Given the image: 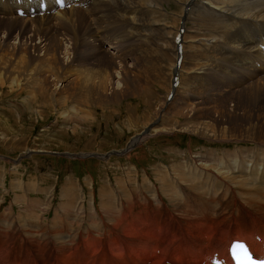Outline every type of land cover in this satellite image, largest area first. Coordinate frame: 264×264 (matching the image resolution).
Returning <instances> with one entry per match:
<instances>
[{
  "label": "rangeland",
  "instance_id": "rangeland-1",
  "mask_svg": "<svg viewBox=\"0 0 264 264\" xmlns=\"http://www.w3.org/2000/svg\"><path fill=\"white\" fill-rule=\"evenodd\" d=\"M158 1L159 2H157L155 5L156 8L161 5L164 9V7L166 6L167 11L175 13L172 14L173 18L169 20V23L167 25L168 32H170L172 28L174 30V28L176 27L177 16L180 12V5L184 0H164L165 2L160 0ZM195 1L196 0L193 1V4ZM196 8H198V6ZM156 12H159L158 9H156ZM193 14L188 16L190 18L187 22L195 26L197 25L198 32L200 30H203L207 32L208 35H213L215 34L214 32H217L214 25V22H216L217 19L216 21L215 19L211 20V18L205 12L195 11ZM195 14H197V16ZM167 15L168 13H165V15L162 16L166 17ZM79 16H82L81 13L79 14ZM197 17H200L199 19L201 21H196ZM43 22L45 21L43 20ZM6 26V24L0 21V84L5 85L4 94L6 102L8 103L5 107L6 111L0 112V155L2 154L6 157L0 160V237L2 239V256L9 253L15 254L17 252L25 254V248L24 251H21L19 245L14 246L15 239L19 242L24 238L30 242L31 239L26 235L25 232L33 231L34 229H36L35 227L37 225L42 223V221L43 223H46L47 226L51 225V221L52 223L56 221L59 223V225L63 223L59 219L61 217V212L63 211L57 213L56 216L54 215V211L56 209L57 212V207H59L63 202L60 200V189L71 188L74 186L71 182L63 181L67 177H71L76 182L79 181V183L83 186L86 200L90 192L89 188L91 187V185L87 184V180L92 179V186L95 193V206H97V208H99L98 191L103 187L107 188V183L110 184V188L113 189L114 196H120L121 199L124 200L126 198L123 194L124 192H129L132 196L135 194V189H141L144 172H146L147 176L150 177L152 181L159 177L158 174L173 175L176 169H172V165L177 162H181V159L175 158L173 155H171V153L174 152L178 154L175 150L177 148L175 147L180 145L178 141H181V139H185L183 136L186 135L185 132H178L176 129L174 130H176L177 132H171V129L168 130V125H161L162 128H165L162 131L168 130L170 132H165L166 134L157 133L152 135V139L147 141V143L142 147V150H140V148L136 149L135 151H133L129 158H127L129 155L115 156L109 158L106 162L96 159L57 160L55 158V160H47V157L52 156L48 154L49 152H66L70 154H78L82 152L104 154L105 152L124 148L128 138L132 136V133L140 131L142 127L146 126L149 123L147 122L145 124H141L142 119H140V121L134 122L135 127L132 126L128 130L124 129L121 126V124L123 123V118L126 116L125 113L132 111L133 107L130 111L128 109V106L131 107L132 103H135V105L137 106V108H134L137 116L139 118H142L144 112L143 104L148 103L146 98L148 95L144 97L143 91L145 90V85L151 83L148 81L144 83V81L149 80V76L153 74L151 70H145L144 67L142 68L139 65L140 63H145L147 60L140 62L139 60L132 59L131 63H122L118 65L116 69H114L113 65L105 56V54V59H102L101 61L95 60V62L92 61V58L81 56L83 55V53L78 52V49L76 53L72 52L71 54L72 50L68 48L69 42L67 41V39H65L63 33H58L59 30L54 29V25H49L50 29L41 34H18V32H10ZM150 27L152 26H148L146 30H148ZM51 28H53V30H51ZM157 29L162 30L163 28L157 25ZM192 31H195V28L192 29ZM234 31L235 30H232L233 34ZM55 32L57 34H60L62 38H57ZM145 37L146 32L138 33L136 35V42H139ZM143 41L146 42L147 38L143 39ZM158 42L159 36L156 32H154L153 44L156 46ZM45 43L48 45L41 47ZM71 47L72 45L70 44V48ZM156 48L158 49L157 46ZM191 59L194 67H201L206 63H213L212 60L209 61V57L200 53L194 54V57ZM220 65L221 64H219L218 66ZM73 70L81 72L83 71L84 73L89 74L90 77L99 74V72L105 73L104 76L106 77V79L104 80V84L107 89L105 96H102L101 100H97L96 98H94L95 94L93 91L86 90V87H88V89H95L94 84H84L82 82V79L75 80L76 78L74 77L70 79L71 72ZM191 70H193V67ZM48 74L51 76V78ZM36 78L38 80H36ZM237 79L238 76L228 74V78L225 81H219L215 86L211 87V93H213L215 90H218L221 82H227L228 84L233 85L232 83ZM28 82H30V84H27ZM156 82L157 81H152V92L159 90V85L160 88H163L164 90V85L161 86L162 78L159 79V84L155 85ZM192 82L197 81L194 80L191 81V83ZM253 82L254 81L250 83L249 80L248 83L252 85ZM80 84H84L83 87ZM104 84H101V86L98 88L101 90V87L104 86ZM232 90L237 91L233 96H230L229 91H227L226 95H209L207 97V100L210 104L212 103L211 105L217 103V106H220L218 108L220 109L219 112L225 114L229 113L235 115L237 113L236 115L238 116L243 115L245 110H248V112L252 115V119L255 117L254 115L256 113L264 110V100L258 101L257 97L259 96L256 97V95H248L249 99L246 98V95L250 91V87H236ZM81 93L89 95L86 99L87 105L85 104L86 102L82 101V99L85 98L82 97ZM185 97L186 99H189V96H187V94L186 96L182 94L179 96L182 101H179V99L177 98L178 104H173V110L177 107V110L179 111L177 121H179L183 125L188 120L186 124H189L194 128L195 112H197L196 114L199 113V115H201L203 114V111L205 114L203 117V122L210 121L211 125L210 123H208L209 127L215 125V122L211 121L210 119H214L215 121V119H218L216 115H213L211 111L206 109L204 106L203 108L197 107L198 111H195V101L185 100ZM103 98L104 102H102ZM159 99L155 104L156 110L161 107V103L159 104ZM187 106L192 111H189V109H187ZM156 110H154L151 119L156 117ZM12 112L14 113L13 115H11ZM8 113L10 116H8ZM17 115L18 117L21 116L20 119L17 118ZM67 116L69 117V119ZM130 118L132 121H135L134 118ZM120 120L122 121V123L119 122L117 124V121ZM53 125H55V127ZM49 126L50 128L46 130ZM214 127H216V132L209 133V135L211 136L210 138H213L217 141L225 140V137L223 135H245L243 125L241 127L240 121L234 118V116L227 118L224 121V124H221L220 122ZM234 128H236V130ZM43 129L45 130L43 131ZM157 132L161 131L157 130ZM192 134L195 135L194 133ZM196 139L198 140V142L193 140V142L191 143V152H197L199 150L202 151V148H207L209 146L206 140H199L198 138ZM2 142L10 146L13 152L7 151L9 150L8 146H5ZM184 142H188L187 138L184 140ZM211 146H213L217 150H225L226 148L229 151H233L236 147H244L248 149L253 147V145L249 142L236 143L235 141H230L226 146ZM168 147H171L170 149H173V151L166 152L170 150L167 149ZM182 147H185L184 143ZM185 154H190V151ZM20 156L24 157H22V160H17V158ZM258 157L263 158L261 156ZM38 158H41V160H38ZM132 166H134L135 169L132 168ZM175 167L178 168V165H176ZM156 170H160V172ZM220 171L221 170L217 171L219 174H217L216 172L215 174L217 176H221ZM136 176L138 178L137 182ZM103 182H105V184ZM28 184H32L33 188L35 187V190L33 192L31 191L27 193L28 197L30 198L28 199V201H30L31 199L39 201L38 205H31L30 207V202L25 204L22 202V199L19 200L24 196L23 190L27 191L26 188L28 187ZM15 185L17 188L13 189L12 186ZM50 188L54 191L53 198L50 200L51 203L48 202L49 200L44 202L45 195L44 193H41L40 190L43 191L45 189V192ZM186 189H188V191L192 195L196 194L195 192H193L194 194L192 193L191 188L186 187ZM110 193L112 194V191ZM161 194L172 205L174 201L172 200L170 193ZM147 195L151 196L152 194L147 192ZM258 195L262 194L258 192ZM134 196L139 204H136L132 208V218L139 216L142 219V215L144 213H147L148 203L144 201L140 204V196L139 198L136 195ZM90 200L92 202V198H90ZM145 200L149 199L145 198ZM16 201H18V203H15ZM152 202L153 200L149 203ZM77 203L80 204V206L84 205L83 211L86 212L88 210L86 208L87 204L85 202L82 204L81 201H77ZM120 204L124 208L128 207L121 201ZM227 206L230 207L229 205ZM242 206H244L242 209L247 216L256 214L252 209L254 203L251 200H242L241 207ZM65 207L68 210V207L66 205ZM135 207L137 209H135ZM74 208L72 211H75L76 208ZM35 213L36 215H34ZM64 214L65 212L62 213V216ZM66 214L70 215L69 218L66 216L68 218L67 221H69L72 214L68 212ZM224 214L225 213H220L221 217L219 216V219H235V217L233 216L227 217L224 216ZM74 220L75 219H73V221ZM242 220H249V218H245ZM66 223L67 222H64L63 224ZM73 225L75 227H71V229H73H70V233H72L74 229H77L76 227H80V224L75 225L73 223ZM68 226L70 227V224ZM69 232H66V234L63 235H69ZM3 233L6 234L4 235ZM182 233H186V231L182 229ZM9 234H12L14 238L9 239ZM4 236L7 237L4 238ZM36 238L37 240L35 239V241H38L40 239L37 233ZM210 238L211 241L219 240L218 237H215L212 234L210 235ZM199 241L201 240L196 239L195 237H191L185 240L183 243H188L189 245H191V247L194 248L195 253L198 255H203L206 250H211L213 248L212 246H210V241L207 242L209 244L208 247L196 249L197 242ZM4 243H6L7 246L12 245V252L5 250L6 248L4 247ZM26 243L27 242H25L24 244ZM158 250L160 251L159 255L161 257V261L158 264H165L164 261L171 256V253L166 250ZM177 254L179 256L185 257L184 253ZM3 264L5 263L3 262Z\"/></svg>",
  "mask_w": 264,
  "mask_h": 264
},
{
  "label": "bare ground",
  "instance_id": "bare-ground-1",
  "mask_svg": "<svg viewBox=\"0 0 264 264\" xmlns=\"http://www.w3.org/2000/svg\"><path fill=\"white\" fill-rule=\"evenodd\" d=\"M110 1L121 3V5L125 8L124 14L128 15L129 17L118 16V15H115L113 13L111 14L108 11H106L104 12L105 16L102 18L88 19L84 17L82 14H81L82 16H79L80 13L74 9L70 12H64L56 17H48L44 19L45 22H43V20H40V19L29 21V20H19L16 18L12 20H6V19L0 18V21H2V23L7 25L6 27L10 32L11 31L18 32V34L45 33L48 29H50L49 25H54V29L56 30L63 29L65 31V33L64 32L62 33L65 39H67V41L69 42L68 43L69 47L68 46L67 47L72 50L71 54L72 52L76 53L78 49L79 50L78 52L83 53V55L81 56H87L89 58H92L93 62H95V60L101 61L102 59H105L104 52L101 50L99 44L96 43V40L94 37L96 35L95 29L94 28L91 29L87 21H93L94 23L95 22L106 23V22L114 21L117 17H119L122 19L123 24H127L133 27L134 22H135L138 25L137 28L141 27V28L146 29L148 26L151 25L150 23H147V22L149 18L152 17L156 13V9H158L160 14L165 15V13L162 12L164 11V9L162 8L161 5H159L157 8L155 7L156 3L159 2L158 0H110ZM160 1H164V0H160ZM193 1L194 0H184L183 3L180 5V12H179V15L177 16L176 27L178 25L179 20L181 21L185 19L187 22L188 19L190 18L188 16L193 14L195 11L207 13L208 16L211 18V20L215 19L216 21L217 19V21L214 22L217 32H214L215 34L213 35L207 34L209 38L203 39L210 47H212L211 49L216 54L215 59H214L215 65H216L214 75L216 76L217 74V76L220 77V78H217V82L225 81L228 78V74L238 76V79L232 83L233 85L228 84L227 82H221V84L223 85L220 84L218 90H215L213 93L209 95H213V94H216L218 96L221 94L226 95L227 91H229L230 96H233L237 92V91L232 90L233 88L250 87V91L246 95L247 99H249L248 95H256V97L259 96L257 97L258 101L264 100V73L263 75L260 76L253 69L246 67L243 64L242 66L244 68V73L242 72L240 76L231 73L229 71V67L231 65H234L236 61L233 60L231 57L226 56L224 52L219 51L218 45H211L218 37L223 38L224 35H229V39L225 38V43L229 45L228 48H230L231 50L239 51L242 49V52L248 51V50H254L255 49L254 36L252 34L251 35L245 34L244 32L237 33L236 27L242 22L257 21V19H259L260 17H263L264 19V11L261 9V7L264 8V0H205V1L196 0L194 4H193ZM197 6L198 8H196ZM253 6H255V8ZM96 7L98 8L99 6L96 5ZM186 8H189V9L187 10ZM64 14H70V15H68L67 17L63 19H60V17L63 16ZM132 15H135V17H133ZM195 15L197 16V14ZM199 18L200 17H197L196 21H201ZM176 27L174 28V30L176 29L174 35L177 33ZM51 30H53V28H51ZM232 30H235L234 34L232 33ZM191 32H194V31H191ZM199 34L200 33H197L196 35H199ZM182 42H183V38H182ZM70 44L72 45L71 48H70ZM46 45L48 44L45 43L41 47H44ZM156 46L158 47V50L160 51V47L162 48V46L161 45L159 46V42L157 43ZM159 54H160L159 58L161 60H164V61L169 60L170 62H172V59H173L172 57L163 55L161 51L159 52ZM193 57H194V54L188 56V61L191 66L188 64L186 65V68L189 70H191L192 67L194 69V64H192V59H191ZM219 64H221L222 66L221 65L218 66ZM139 65L142 68L144 67L145 70H151L153 74V75H150L148 78L149 80H145L144 83L146 81L152 83V81H157L158 79L161 78L157 74L158 72L155 66L145 64V63H140ZM202 70L204 69L203 68L199 69V71H202ZM104 74L105 73L103 72L102 73L99 72V74L95 76L93 75L94 77L93 76L90 77L89 74L84 73L83 71L81 72V71L73 70L71 72V76L70 75L69 76H70V79H72V77L76 78L75 80L82 79V82L84 84H88V83L94 84L95 89H91V88L88 89V87H86V90L93 91L95 94L94 98H96L97 100H101V97L105 96V93L107 90L104 84V80L106 79ZM189 75L190 74L181 75L180 86L177 89L178 96L184 94L185 91H187L189 84H191V81H194V80L197 81L196 78L192 75H191V78H189L190 77ZM252 76H255V81L253 82L252 85H250L248 82L249 80H253L251 79ZM37 78L36 80H38ZM169 81H170V74H168L167 76H165V78L162 79L161 86L164 85L165 94H167L170 89ZM27 84H30V82H28ZM84 84H80V85H82L83 87ZM101 84H104V86H102L100 90L98 87H100ZM82 93H81L82 97L85 98V99H82V101L86 102L85 104L87 105L86 99L88 98L89 95L85 93L82 94ZM143 93H144V97H146L147 96L146 89L143 91ZM165 96H164V99H163L164 101L162 105L165 102ZM178 96L176 97L174 102L169 106L168 110L163 115L157 127L153 128L154 132H157V130L162 131L163 129H165V128H162L161 125H166V126L168 125V130L171 129L174 131V129L176 130L178 129V131H183L186 133L187 132L194 133L195 135H199L203 138L209 139L211 137L209 133L216 132L215 131L216 127L214 126L218 125L220 122L221 124H224V121L227 118L234 116V118L240 121L241 127L243 125V130L245 132V135L241 136L240 133H239L240 136L223 135L225 137L224 141H235L236 143H239V142L251 143L253 147H251L250 149H247V151L252 153L253 156L257 155L263 158H257L258 160H253L252 156H250L249 154L245 155L244 157H246L247 159L249 155L250 160L256 161L257 163L258 161H260L261 162L260 164L264 165V110H262L259 113H256L253 119H252V115L248 112V110H245V112L243 110L244 114L238 115V116L236 115L237 113L235 115L229 114V113L225 114V113L219 112L220 109L218 108L220 106L218 107L217 103H214V105H211L212 103L210 104L206 98L207 103L206 105H204V107L208 109L209 111H211L213 115H216L218 119H215V121L214 119H210L211 121L215 122V125L209 127L208 123H210V121L203 122V117L205 115L204 112L202 111L203 114L201 115H199V113L196 114L197 112H195V118H194L195 127L193 128V126H190L189 124L185 123L182 125L179 121H177V118L179 116V111L177 110V107L176 109L173 110V107H174L173 104L175 105L178 104V99H177ZM218 100H221V99H218ZM102 102H104V98ZM199 108H203V106ZM182 111H183V108H182ZM195 111H198V108H196ZM196 119H199V120H196ZM234 129L236 130V128ZM139 140L140 139L135 138L133 141H131L130 145L126 149V153H129V151L133 149L134 146L139 145ZM243 151H244V148H243ZM234 153L239 154V155L243 154L242 150L239 148ZM222 157H226V155L224 154ZM230 160H237V158L236 157L233 159L230 158ZM214 161L215 160H210L208 164L207 163L202 164V160H196L195 165L196 166L202 165L203 168H206V169L212 168L213 170H215L217 174H219L217 171L224 169L227 166H230V164L224 165L225 164L224 162H219L216 166H213ZM240 161L242 163H246V162L253 163V161H246V160H240ZM184 164L188 166V163L186 161H184ZM176 165L177 164H173L172 169L173 168L177 169L175 167ZM156 171L160 172V170H156ZM229 171L221 174V176L223 177H221L220 175L219 177L213 172H209L208 174L200 173V176L202 177L205 183H210L214 186H216L217 184H223L225 189L231 188L232 190L235 189L236 187L238 189V192L244 195L243 197L239 198L236 206L242 209L244 206L241 207V201L249 199L254 203V206L252 207V209L256 214H251V215L249 214L250 215L249 220H245V221L244 220L233 221L234 219H218L219 224H223L225 222H230V221L232 222L223 231L216 229L217 235L213 234L212 229L208 227V223L204 221L203 219L193 217L185 211L177 210L175 208L174 202L172 203V205L169 202L171 207L167 203L165 205V203L163 202L164 197L162 196L161 193H170L166 189L167 186L165 183L166 180L169 179V174H158L159 177L155 180V182H157V184L160 185V193L153 192V191L146 189V188L149 189L151 187L152 190H157L153 186H148V185H151V182L149 180H144L142 182V185L145 188L143 190V194H146L147 192L152 194L151 196H148L147 194L143 196L142 203L145 201L148 204H147V213H144L143 215L141 213V215L143 216L142 219L139 216L132 218V215H131V211H133L132 208L136 204H139V202L136 200L134 195L140 194L141 193L140 191H134L135 194L132 196L130 195L129 192H124L123 194L126 198L122 200L120 196L118 197L114 196L113 189L110 188V184L107 183V186H106L107 188L103 187L98 191L99 208H97L94 203V190L92 187V180L91 182L87 180V184L91 185V192H89V195H88V201H87V207H86L88 210L86 209L87 211L85 212L83 211L84 205L80 206V204L77 203V201H81V203L83 204L86 201V197L83 193V187L78 182L76 184V182L71 177H67L63 181L71 182L73 183L74 186L71 188L60 189V194H59L60 200L63 202L60 204L59 207H57V212H56V209L54 211L55 216L57 213L61 211L65 212L63 216H62L63 212H61V217L59 219L63 223L64 222H67V223L66 224L61 223L59 225L58 222L54 221L50 226H47L46 223H42L40 224V226L37 225L35 227L36 229H34L33 231H26L25 232L26 235L34 242L31 240L29 242L26 239H23L18 242L15 239V245L14 244L13 245L18 246L16 245V243L23 244L24 248L26 249L25 254L21 252H17L15 254L9 253V254L2 256V252H3L2 239L0 237V242H1L0 243V264H3V262L5 264H158L161 261L160 255L159 254L157 255L155 253L156 250L158 249L169 251L171 253V256L167 258L166 260L169 261V264H176L179 259H185L189 257L193 258L194 256H198L199 258L202 257L200 259H205L207 254L210 252V250H206L203 255L201 254L198 255L195 253L193 249L191 250V252L185 253L184 254L185 257L179 256L177 253L175 252L173 253L171 250L177 244H180L182 241L184 242L185 240L191 237H195L196 239L201 240L197 242L196 249H200L202 247H208L209 244L207 242L211 241V238H210L211 234L218 238L221 236L224 239V241L212 240L210 242V246H212L213 248H217L221 252H223L224 247L229 240L249 239L253 233V231H250L251 228H255L261 234H264V197L263 195H258V192L262 194V191L264 190L263 189L264 188V173H263L262 180L257 183V186H255V184H253L252 181L246 179L245 177L237 176L233 172L231 171L229 172ZM174 173L179 174L180 176L181 182H178V183H183L185 189L186 187L191 188L192 193L195 192L196 193L195 196L197 198L199 199L202 198L203 193L200 190H198L197 186L194 184V181H192L191 178L189 177L190 171H187L183 176H182L181 171L176 170ZM103 183L105 184V182ZM29 184H28V187L26 188L27 191H24V193H29L31 191L33 192L35 190L34 189L35 187L33 188V185L32 184L29 185ZM12 187L13 189L17 188L16 185ZM44 190L43 191L40 190V192L42 193L44 192ZM52 191L53 189L51 188L45 191L49 199L53 195ZM111 191H112V194L110 193ZM90 198H92V202ZM145 198H148L149 200H145ZM21 199L22 198H20L19 200ZM37 200H40V199H37ZM152 200L153 202L149 203ZM120 201L123 204L127 205L128 207L127 208L122 207V205L120 204ZM35 203L39 204V201H35ZM65 205L68 208H70L69 212L70 214H72L69 221L67 220L70 217V215L66 214L68 210L65 207ZM74 205L76 209L74 208ZM73 208L75 209V211H72ZM34 215H36V213ZM73 219L75 220L73 221ZM177 222L180 224L181 228L186 231V233H182L178 230ZM73 223L75 225L80 224V227H76L77 229H74V231L70 233L69 231L71 227L74 226ZM67 224L68 225L70 224V227ZM66 232H69V235L67 234L66 236H64L63 234H66ZM36 233L40 238L38 241H35V239L37 240ZM5 237L7 236H4V238ZM8 237L9 239L14 238L12 234H9ZM202 241H205V242H202ZM25 242L27 243L24 244ZM4 244L5 246L4 245L3 246L6 248L5 250L12 252V249H11L12 245L7 246L6 243ZM253 246H254V249L256 250L258 249L257 245L253 244ZM19 248H21L20 245H19Z\"/></svg>",
  "mask_w": 264,
  "mask_h": 264
},
{
  "label": "crops",
  "instance_id": "crops-1",
  "mask_svg": "<svg viewBox=\"0 0 264 264\" xmlns=\"http://www.w3.org/2000/svg\"><path fill=\"white\" fill-rule=\"evenodd\" d=\"M161 84H162V83H161ZM161 89L163 90V88H161ZM163 91H164V90H163ZM130 108H131V107H130V106H128V109H129V110H130Z\"/></svg>",
  "mask_w": 264,
  "mask_h": 264
},
{
  "label": "snow or ice",
  "instance_id": "snow-or-ice-1",
  "mask_svg": "<svg viewBox=\"0 0 264 264\" xmlns=\"http://www.w3.org/2000/svg\"><path fill=\"white\" fill-rule=\"evenodd\" d=\"M58 2H59V0H58ZM233 247L235 248V247H237V245H234Z\"/></svg>",
  "mask_w": 264,
  "mask_h": 264
}]
</instances>
